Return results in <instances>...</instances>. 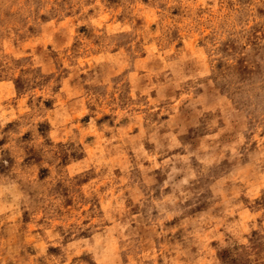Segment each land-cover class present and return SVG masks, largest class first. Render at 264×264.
<instances>
[{"label": "rangeland", "instance_id": "rangeland-1", "mask_svg": "<svg viewBox=\"0 0 264 264\" xmlns=\"http://www.w3.org/2000/svg\"><path fill=\"white\" fill-rule=\"evenodd\" d=\"M0 264H264V0H0Z\"/></svg>", "mask_w": 264, "mask_h": 264}]
</instances>
